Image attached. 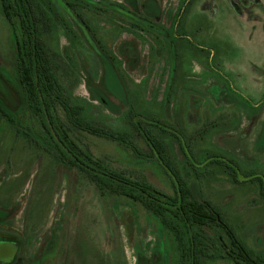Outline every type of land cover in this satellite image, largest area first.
<instances>
[{
  "label": "rangeland",
  "instance_id": "374dc122",
  "mask_svg": "<svg viewBox=\"0 0 264 264\" xmlns=\"http://www.w3.org/2000/svg\"><path fill=\"white\" fill-rule=\"evenodd\" d=\"M87 1L103 9L50 10L56 25L42 34L71 99L116 130L133 132L130 117L156 125L195 196L264 256V0ZM16 42L0 3V106L16 120L0 113V237L22 241V264H179L177 244L143 206L103 198L46 151L19 94ZM73 137L173 194L158 155L138 159L116 142Z\"/></svg>",
  "mask_w": 264,
  "mask_h": 264
},
{
  "label": "trees",
  "instance_id": "16d2710c",
  "mask_svg": "<svg viewBox=\"0 0 264 264\" xmlns=\"http://www.w3.org/2000/svg\"><path fill=\"white\" fill-rule=\"evenodd\" d=\"M62 1L64 3H56L55 0H0L3 14L17 37L19 94L41 122L46 151L58 164L74 169L86 178L103 198L121 197L143 206L177 244L179 264H205L206 259H226L235 264H264V256L239 239L218 207L195 196L187 180L173 166L164 137L156 133L159 130L156 125L130 117L128 125L133 132L116 130L96 122L86 113L85 105L71 99L42 34L56 25L51 11L69 12L70 8L78 13V7L88 4L100 10L103 8L100 3L87 0ZM116 8L114 10L119 12ZM60 21L65 28L71 29L66 19L61 17ZM0 113L16 124L4 106H0ZM75 130L116 142L131 149L138 159H157L158 155L173 176H170L173 194L158 189L143 174L114 168L105 159L97 158L90 148L73 137ZM135 133L145 142L148 152L136 145ZM196 175L200 176V173L196 171ZM0 238L8 240L4 235ZM15 242L19 251L9 264H22L23 243L18 237ZM216 245H219L218 248H215ZM38 263L35 261V264Z\"/></svg>",
  "mask_w": 264,
  "mask_h": 264
},
{
  "label": "flooded vegetation",
  "instance_id": "af4514ba",
  "mask_svg": "<svg viewBox=\"0 0 264 264\" xmlns=\"http://www.w3.org/2000/svg\"><path fill=\"white\" fill-rule=\"evenodd\" d=\"M0 245H3L1 248L4 249L0 251V262L2 264L11 263L19 251L18 244H16V242L14 243V241L0 239Z\"/></svg>",
  "mask_w": 264,
  "mask_h": 264
}]
</instances>
